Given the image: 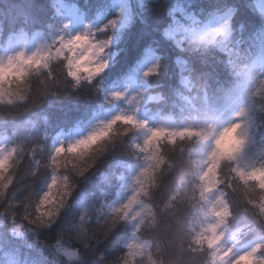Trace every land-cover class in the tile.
<instances>
[{
  "label": "snow or ice",
  "instance_id": "snow-or-ice-1",
  "mask_svg": "<svg viewBox=\"0 0 264 264\" xmlns=\"http://www.w3.org/2000/svg\"><path fill=\"white\" fill-rule=\"evenodd\" d=\"M154 4L156 7H153ZM93 5L95 0H91L89 7ZM95 6L106 7L103 4ZM31 7V4L28 5V9ZM82 7L80 0H47L51 13L47 36H52L54 32L69 37L74 36L76 31L80 35L87 34L90 25L83 23ZM249 8V0H214L194 14L182 0H139L138 3L136 0H121L102 26L91 29L102 33L98 52L103 50L105 61L102 67L94 68L91 75L83 78L85 81L92 80L97 72L101 73V79L91 85L93 94L101 97L98 103L101 107L119 103L121 107L106 118L94 112L93 119L87 125V133L68 140L58 138L46 156L43 152L45 122L37 129L41 133L39 143L26 153L25 140L31 139V136L23 129L30 122L20 118L30 109L41 105L48 95L58 98L75 95L79 99L82 95L80 89H88L89 85L81 84L76 71L68 72L67 76L72 78L70 82L67 77L56 75L50 64H45L47 72L39 79L41 87L35 93L26 86L23 93L0 98V105L7 109L5 116L10 120H20L19 125L14 126L16 131L0 141V195L13 184L12 170L18 163V156L26 154L31 157L35 165L29 170L32 178L38 176L41 168L50 169L44 190L38 197L33 200L28 194L20 201L18 207L23 209L21 215H18L17 207L10 204L0 213V224L5 225L13 238L45 248L57 258L62 256L65 258L64 264L79 257L77 248L72 246L73 240L95 252L96 245L108 237L121 221L131 225V234L123 245V251L115 259L101 257L103 264H197L201 257L205 258L203 264H264V182L260 178V172L264 171V148L256 156H249L243 165L240 163L243 153L220 160L214 177L208 178L194 148L179 136L168 135L171 132L179 133L187 117L182 116L179 121L171 115L162 117L172 122L169 127L151 123L148 118L139 116L141 108L150 101L161 103L165 99L154 91L150 79L161 71V57L152 45L145 50L144 59L129 75V78L138 76L141 81L142 86H138L135 92L129 94L128 86L108 90L101 86L102 74L111 59L109 50L119 39L118 29L133 15L154 12L161 19L163 37L175 42L177 47L185 41L197 47L215 45L218 43L217 34L227 35L230 24L238 23L242 25V40L239 42L242 47L220 44L225 67L235 77L231 86L223 90L221 99L225 107L245 102L246 107L241 108V114L251 113L248 119L253 128L264 126V26L257 29L254 21L242 15V10ZM260 12L264 14V5ZM165 17L169 18L166 27L163 26ZM29 20L38 22L30 11H26L24 22ZM75 24L83 26V29L74 27ZM33 41L43 47L44 32H34L28 37L21 31L10 36L3 50H0V63H6L16 55L24 56L23 49ZM64 46L67 47V41ZM18 48L20 51H14ZM180 57L175 60L180 75L176 95L182 101L180 112L190 107L194 118L196 107L192 97L185 92L196 85L190 76L185 75L191 72V68L185 58ZM83 67L87 69L88 66ZM212 76L213 72L208 71L201 72L198 77L203 81L198 91L205 103V118H210L217 111L215 100L209 103L207 92V81ZM128 105L132 106L130 110ZM20 108L23 111H19ZM180 145L183 147L177 152ZM116 149H121L126 159L117 160L108 170L102 171L96 183L88 182L89 190L98 191L95 199L89 200L88 195L82 192L79 214L60 228L52 243L37 241L36 228L50 226L57 220L78 186L77 178L87 179V174L99 160ZM37 155L46 162L42 163ZM62 160L65 174H61ZM69 163H72L70 170L67 168ZM229 164L231 167L226 171ZM173 172L176 173L174 182L162 190L161 178L165 173L171 175ZM116 183L120 184L122 191L116 199H106L104 187ZM178 197L183 206L182 213L177 207ZM242 214L250 216L251 221L246 225L247 231L238 235L230 225L235 217ZM164 215L168 216V224L161 229L160 217ZM197 217L200 218L199 224ZM205 217L213 219L208 222ZM146 231L164 232L166 242L153 238L141 239ZM244 238H247L246 246L238 248V241ZM8 244L7 236L0 240V247ZM169 247L175 250V254L171 258H164V249Z\"/></svg>",
  "mask_w": 264,
  "mask_h": 264
},
{
  "label": "trees",
  "instance_id": "trees-1",
  "mask_svg": "<svg viewBox=\"0 0 264 264\" xmlns=\"http://www.w3.org/2000/svg\"><path fill=\"white\" fill-rule=\"evenodd\" d=\"M138 3L139 0H136ZM163 2V0H160ZM214 0H182V3L188 6V10L192 13H198L202 7H207ZM251 8L242 10V15L247 16L254 21L255 26L259 29L264 26V14L260 12V8L264 5V0H249ZM83 5V23L99 25L103 23L109 16L114 13V0H95V5L103 4L106 7H97L89 4L91 0H80ZM32 5L28 9V5ZM153 7H156L154 4ZM211 11V8H208ZM30 11L31 16L35 17L37 23H32L29 20L25 23V13ZM51 13L47 8V0H0V44L5 46L10 36L19 34L21 31L31 37L34 32H45L50 21ZM235 19V17H234ZM238 19V18H237ZM169 18L165 17L163 26L166 27ZM238 24V23H237ZM161 19L154 12L133 15L124 23L122 28L118 29L119 39L116 44L109 50L110 62L105 72L102 74L101 86L108 90L113 86L127 83L132 69L144 59L145 50L150 46L157 48V55L161 57L160 74L154 78H150L154 87L168 89L169 86H176L178 83L179 66H176L174 58L180 56L171 41L163 37V28L160 27ZM102 38V37H101ZM155 42V43H154ZM222 52V50H221ZM226 55V54H224ZM183 59L184 57H180ZM197 67L199 64L197 62ZM27 87L35 93L36 89L41 87L39 80H32ZM82 95L77 99L75 95H65L59 98L55 95H48L44 98L43 103L33 109H30L24 114L20 120H27L30 123L24 126L23 131L31 136V139H26L24 148L25 152L33 150L35 144L39 143L41 133L37 129L45 122L43 129L45 156L49 153L51 147L57 141L60 133L71 134L76 127H84L93 119V113H101L108 105L98 103L101 97L94 95L91 87L88 89H80ZM156 102H149V112L155 111ZM23 111V108L18 109ZM7 109L0 105V138L11 136L18 126L20 120H10L5 116ZM5 120H8L5 122ZM180 145L177 147V152L180 151ZM187 153H185V159ZM37 159H41L45 163L43 157L37 155ZM126 159L123 156L121 149H116L107 153L101 158L93 170L87 174V179L77 178V188L73 191L67 205L62 209L60 216L50 226L36 228V240L45 244L52 243L60 230V228L70 220L74 219L81 211V193L88 195L89 200H94L98 191L89 190L88 182L96 183L102 171L108 170L117 160ZM175 159V157H174ZM18 163L12 170L13 184H10L8 189H5L3 195H0V213H3L11 204L17 207L18 215L23 213V209L18 205L25 196L30 194V197L35 200L41 191L44 190L50 169L41 168L37 177L32 178L30 169L35 167L31 161V157L25 155L17 157ZM68 170L72 168V163L67 165ZM227 171V170H226ZM61 174H65L64 161L61 162ZM176 173L171 175L167 173L161 178L163 181L162 190L174 182ZM120 184L116 183L110 186H105L106 199L114 200L121 192ZM258 192V190H257ZM182 195V194H181ZM177 207L183 212V206L180 198L177 199ZM32 211L34 213V204ZM197 224L200 218L197 217ZM251 221V217L247 214L238 215L233 219L230 227L231 230L238 235L247 231V223ZM161 229L168 224V216L160 217ZM131 234V225L126 221H121L120 224L106 237L103 241L96 245L95 252L91 249H86L78 241L73 240L72 246L76 247L79 252V257L75 258L71 264H103L101 259H115L122 251L123 245L127 242ZM7 236L9 244L5 247H0V261L3 264H64L65 258L62 256L57 258L52 252L45 248L36 245H29L19 238H13L10 231L4 224H0V240ZM160 239L166 242L164 232L150 233L145 232L141 239ZM247 238L238 241V244H246ZM165 257L171 258L175 254L172 248H166ZM139 259V258H138ZM204 257H201L197 264H203Z\"/></svg>",
  "mask_w": 264,
  "mask_h": 264
},
{
  "label": "clouds",
  "instance_id": "clouds-1",
  "mask_svg": "<svg viewBox=\"0 0 264 264\" xmlns=\"http://www.w3.org/2000/svg\"><path fill=\"white\" fill-rule=\"evenodd\" d=\"M103 23L99 25L85 23L90 25L89 32L80 35L79 31H76L72 37L67 34L60 36L55 32L52 36H47L45 31L43 47H39L38 42L33 41L30 46L23 49L24 56L16 55L14 59L0 63V98H6L9 94L14 95L17 92H25L26 86L32 80H39L46 74L45 64H50L56 75L67 77L70 82L72 78L67 76L68 72L76 71L81 78V84L87 83L91 87L101 79V73L97 72L92 80L85 81L83 78L91 75L94 68L102 67V62L105 61L103 50L98 52V49H101L102 33L91 29H96ZM241 28V24L231 23L227 35L217 34L218 43L206 47H197L188 41L177 47L175 42L171 41L191 68V72H186L185 75L194 80L196 87L191 91H186L185 94L192 97L197 111L194 118L191 115L193 110L190 107L185 108L183 113L180 112L182 101L176 95V89L180 85V75H178L176 86H169L168 89L154 87V91L165 99L163 102L157 103L155 111L146 117L151 123L169 127L172 126V122L164 120L162 117L171 115L176 121H179L182 116L187 117L179 133L171 132L168 135L179 136L194 148L199 154L200 164L205 169V175L208 178L214 177L217 163L220 160L241 156L243 153L240 159V163L243 165L249 156H256L259 150L264 148V126L253 128L248 119L251 113L241 114V108L246 107L245 102L241 101L231 107H225L221 99L223 90L231 86L235 77L232 71L225 67L220 44L242 47L239 43L242 40ZM82 29L83 26H80V30ZM65 41H67V47L64 46ZM14 51L18 52L20 49ZM176 58H174V62ZM77 61H79V65H77ZM197 62L199 67H197ZM85 65L88 66L87 69L83 67ZM208 71L213 72V76L207 81L209 103L215 100L217 111L210 118H205V103L198 91L203 81L198 77L201 76V72ZM138 86H142L140 80L137 85L129 88V94L135 92ZM77 87L79 88L80 85ZM75 90L73 89V91ZM119 107L121 105L105 114V118L113 115ZM127 107L130 110L132 106L128 105ZM139 113L138 115L141 116ZM88 131L89 128L86 127L83 134ZM0 166H2V162H0ZM230 167L229 164L226 170L228 171ZM260 178L264 182V171L260 172ZM212 219V217H205L208 222H211Z\"/></svg>",
  "mask_w": 264,
  "mask_h": 264
},
{
  "label": "rangeland",
  "instance_id": "rangeland-1",
  "mask_svg": "<svg viewBox=\"0 0 264 264\" xmlns=\"http://www.w3.org/2000/svg\"><path fill=\"white\" fill-rule=\"evenodd\" d=\"M121 2V0H114V8L119 4ZM80 25L79 24H75L74 25V27H79ZM30 44H31V42H29V44H28V46H30ZM5 46H2L1 44H0V50H3V48H4ZM139 83V79H138V76L136 77V78H131L127 83H124V84H122V85H117V86H113V87H111V88H120V89H123L124 87H126V86H128L129 88L130 87H133V86H135V85H137ZM151 102V101H150ZM149 104V103H148ZM148 104L147 105H144L142 108H141V111H140V115L141 116H144V117H147L148 115H149V108H148ZM118 106H120V104L119 103H117V104H108V106H107V108L104 110V111H102L101 113H99V114H97V115H105V114H107L108 112H110V111H112V110H114L116 107H118ZM91 122V121H90ZM89 122V123H90ZM89 123H87L84 127H76L74 130H73V132L71 133V134H65V133H60L59 135H58V137H57V140H58V138H62V139H64V140H68V139H70V138H73V137H76V136H79V135H81V134H83V132L86 130V127H87V125L89 124ZM3 138H4V136L3 137H1L0 138V141H2L3 140ZM57 142V141H56ZM121 191H122V189H121ZM225 241L227 242L228 241V238L226 237L225 238ZM241 246H246V244H238L237 243V247L238 248H240ZM73 260H75V258H73L71 261H73ZM68 264H71V262L70 263H68Z\"/></svg>",
  "mask_w": 264,
  "mask_h": 264
}]
</instances>
